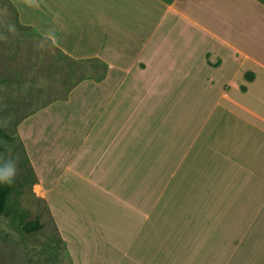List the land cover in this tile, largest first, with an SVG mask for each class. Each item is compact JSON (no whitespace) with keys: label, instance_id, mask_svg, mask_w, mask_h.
I'll use <instances>...</instances> for the list:
<instances>
[{"label":"crops","instance_id":"1","mask_svg":"<svg viewBox=\"0 0 264 264\" xmlns=\"http://www.w3.org/2000/svg\"><path fill=\"white\" fill-rule=\"evenodd\" d=\"M9 1L107 65L17 127L73 264H264V0Z\"/></svg>","mask_w":264,"mask_h":264},{"label":"rangeland","instance_id":"2","mask_svg":"<svg viewBox=\"0 0 264 264\" xmlns=\"http://www.w3.org/2000/svg\"><path fill=\"white\" fill-rule=\"evenodd\" d=\"M19 26V14L8 0H0V128L15 137L7 141L0 136V171L23 180L11 195L10 215L0 216V264H68L62 245L56 239L51 243L55 231L50 213L36 195L33 170L17 132L24 116L60 96L59 64L43 63L52 48ZM91 70H96L94 65ZM37 216L44 227L24 232L19 219Z\"/></svg>","mask_w":264,"mask_h":264},{"label":"trees","instance_id":"3","mask_svg":"<svg viewBox=\"0 0 264 264\" xmlns=\"http://www.w3.org/2000/svg\"><path fill=\"white\" fill-rule=\"evenodd\" d=\"M10 5H12L11 2H10ZM19 27H21L23 30L30 32L29 28H25L23 26H19ZM44 40L48 41L47 45L52 48L53 52L49 57L46 56L42 61H43V63L47 62L48 66H52L55 61L58 62V64H59V69L57 70V72L59 73L58 83L60 86V90L62 92H61L60 96L52 98L49 102L42 105L41 107L46 106L47 104L52 103V102L57 101V100L67 99L71 90L77 84H79L80 82H82L86 79H90V78L102 79L105 76V73L107 70V65L104 61L98 60V59H75V58H72L68 54H65L60 49H58L55 45H53L49 39L44 38ZM92 65H94L96 68V70L94 72H92V70H91ZM246 77L248 78V80L249 79L251 80L254 78V74L251 72H248V73H246ZM243 88H245V87H243ZM31 113H29V114H31ZM29 114H27L26 116H28ZM26 116H24V117H26ZM0 136L3 137L4 139H6L7 141H12L15 139L14 136H11L10 134L7 133L5 128H0ZM27 160H28V158H27ZM28 162H29V160H28ZM30 167L32 168L31 164H30ZM32 170H33V168H32ZM33 175L35 178L34 183H36V175H35L34 170H33ZM22 186H23V180L19 179L14 174L2 173L0 171V216L1 215H10V207H9L10 204L9 203H10L11 195L14 193V191H16L17 188H20ZM46 207L49 211L47 204H46ZM51 220H52V218H51ZM19 224H20L21 229L28 234L38 232L44 227L42 217H40V216H37L34 219L20 218ZM52 226H53L54 231H55V237L51 239L52 240L51 243L55 244L57 241L60 245H62V248H63L62 251L64 252V256H66V258H67L68 264H73L72 259L68 253L67 247H66L62 237L60 236L59 230H58L54 220H52ZM54 239H56V241H54ZM56 253L60 254L61 252L56 251Z\"/></svg>","mask_w":264,"mask_h":264}]
</instances>
